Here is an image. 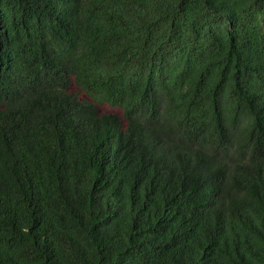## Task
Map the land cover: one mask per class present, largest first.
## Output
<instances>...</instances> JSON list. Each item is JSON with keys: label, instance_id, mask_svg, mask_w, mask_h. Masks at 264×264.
Returning <instances> with one entry per match:
<instances>
[{"label": "trees", "instance_id": "1", "mask_svg": "<svg viewBox=\"0 0 264 264\" xmlns=\"http://www.w3.org/2000/svg\"><path fill=\"white\" fill-rule=\"evenodd\" d=\"M0 264H264V0H0Z\"/></svg>", "mask_w": 264, "mask_h": 264}]
</instances>
